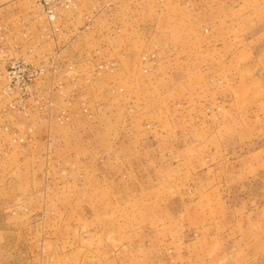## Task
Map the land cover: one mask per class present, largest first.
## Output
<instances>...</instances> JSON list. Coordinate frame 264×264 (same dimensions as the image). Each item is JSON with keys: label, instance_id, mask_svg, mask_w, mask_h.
Here are the masks:
<instances>
[{"label": "rangeland", "instance_id": "rangeland-1", "mask_svg": "<svg viewBox=\"0 0 264 264\" xmlns=\"http://www.w3.org/2000/svg\"><path fill=\"white\" fill-rule=\"evenodd\" d=\"M50 4L0 0V264H264V0Z\"/></svg>", "mask_w": 264, "mask_h": 264}, {"label": "built area", "instance_id": "built-area-1", "mask_svg": "<svg viewBox=\"0 0 264 264\" xmlns=\"http://www.w3.org/2000/svg\"><path fill=\"white\" fill-rule=\"evenodd\" d=\"M36 3H41L45 6L46 9V16L50 19V21L55 22L57 17H58V10L55 5H51L50 3L53 0H31ZM6 28H4L5 30ZM59 31V29L57 30ZM15 64H18L20 67V73L22 74L20 78L12 75H7L6 82H5V93H7L8 90H11L13 86L17 85L20 82V79L25 81L26 84V89L25 92L22 93L20 97V103L18 105H13L11 104L10 106L14 109L17 110L19 113L27 115L26 112V106H23L27 100H36L37 98L40 97V91L37 89V80L40 77V72L39 69L31 66L27 62H17ZM7 82H8V89H7ZM26 99V100H25ZM5 133H8L11 135V138L15 139L16 142H18L17 138V133L11 134L9 133L8 129L5 130ZM30 141V140H28ZM25 140H21V143H24ZM5 145V141L3 139V135L0 133V145Z\"/></svg>", "mask_w": 264, "mask_h": 264}]
</instances>
